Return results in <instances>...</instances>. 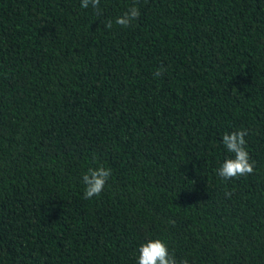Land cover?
Returning <instances> with one entry per match:
<instances>
[{"label":"trees","instance_id":"obj_1","mask_svg":"<svg viewBox=\"0 0 264 264\" xmlns=\"http://www.w3.org/2000/svg\"><path fill=\"white\" fill-rule=\"evenodd\" d=\"M80 3L0 0V264H137L155 238L264 264V0ZM238 130L254 172L224 180Z\"/></svg>","mask_w":264,"mask_h":264},{"label":"clouds","instance_id":"obj_2","mask_svg":"<svg viewBox=\"0 0 264 264\" xmlns=\"http://www.w3.org/2000/svg\"><path fill=\"white\" fill-rule=\"evenodd\" d=\"M82 8L95 10L97 17L102 15L101 0H81ZM140 17V10L137 6H130L123 14L117 16L115 24L122 28H127ZM104 23V28L111 29L113 22L108 20ZM161 75L160 71L154 73V76ZM247 132L238 130L225 133L222 136V143L226 150L233 155L225 158L220 167L216 169V174L224 180H230L238 177L250 175L254 172V161L250 160L249 153L246 151L245 136ZM111 176V169L102 165L95 168H88L82 174L81 182L84 185L83 197L89 200L93 197H99L104 191L105 186ZM137 264H178L174 254L169 252L167 244L159 239H148L138 248ZM179 264H188L187 259L179 262Z\"/></svg>","mask_w":264,"mask_h":264}]
</instances>
